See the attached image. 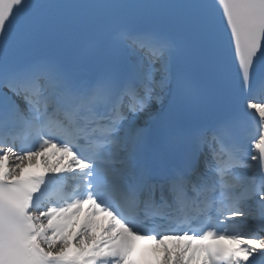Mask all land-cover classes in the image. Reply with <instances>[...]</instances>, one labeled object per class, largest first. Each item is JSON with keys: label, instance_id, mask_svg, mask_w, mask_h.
<instances>
[{"label": "snow or ice", "instance_id": "obj_1", "mask_svg": "<svg viewBox=\"0 0 264 264\" xmlns=\"http://www.w3.org/2000/svg\"><path fill=\"white\" fill-rule=\"evenodd\" d=\"M137 241L264 264V0H0V264Z\"/></svg>", "mask_w": 264, "mask_h": 264}]
</instances>
